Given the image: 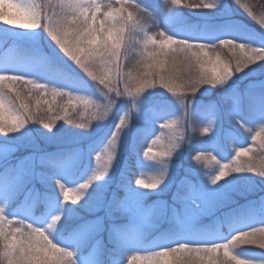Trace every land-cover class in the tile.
Instances as JSON below:
<instances>
[{
	"label": "trees",
	"instance_id": "1",
	"mask_svg": "<svg viewBox=\"0 0 264 264\" xmlns=\"http://www.w3.org/2000/svg\"><path fill=\"white\" fill-rule=\"evenodd\" d=\"M20 2L41 5L50 14H62L63 12L61 0H20ZM97 2L101 4L102 10L103 6L107 5L119 6L117 0H97ZM193 2L199 3L200 0H181L179 5L172 4L171 0H131L133 9L130 10H134L138 28L135 34L130 35V50L127 59L123 62L124 73L132 70L135 75L138 61L143 59L141 55L143 49L136 42L141 39L144 32L155 34L164 31L166 34L177 38L202 39L203 41L201 42L204 43H214L218 38L223 37H231L241 42H248L253 37L252 32L247 27L240 25L223 27L221 23H211V21L206 20L218 18L225 14L223 0H215L217 3L212 9L187 7L189 3ZM204 2L210 3L214 2V0H204ZM241 3L248 5V11L253 14L251 17L259 20L261 16H264V0H241ZM137 5L139 7H136ZM41 29L44 30L43 28ZM35 30H25L0 24V34L12 33L4 44L5 48L10 47L12 49L10 61L21 66L19 69H15L7 61L8 57L0 54V73L23 75L37 80V83L47 84L49 88L47 95H43V90H41V93L30 96L26 101L29 103L31 110L37 114L36 120L26 123L17 132L8 135L0 133V144L15 142L16 140L27 142L28 136L32 133L38 134V131L50 134L52 131L43 127V124L47 123L52 118V115L64 116L65 107L69 108L68 117L57 119L52 129H67L66 125H68L67 127H74L80 121L82 111H79L80 107L77 109L76 103L78 100L73 99V105L69 106L67 104V96L63 99L59 95L55 98L53 97L51 92L53 87L72 92L75 96L91 98L85 93L87 92L85 88L87 89L88 84L76 72L55 59L43 57L42 52L35 48L14 42L16 40H14L13 36L28 35L27 33ZM228 55L227 49H224L221 58L225 59ZM28 87L31 88V86ZM156 88L159 87L151 89ZM209 88L212 87L206 85L188 98H208L207 95L203 96V91ZM216 88L217 86L213 88L214 99L209 97L208 99H212V101L203 103L199 108L207 109V113H210L209 115L216 119L221 116L217 108V104L221 100H227V104H236L238 113L234 114L233 120L238 126L236 128L229 125L226 132L218 135L203 120V116L198 114L204 112L195 111L193 119L194 123L196 120L197 125L195 128L193 126L192 145L187 162L189 166L188 177L181 182L177 194H175L173 200L175 204L168 212V219L165 218L162 221L159 219L157 212L151 213V216L143 223L139 242H149L153 239L164 238L175 234L178 229L181 230L183 226L173 212V208L176 206H186L192 211L193 215H200V221L197 227H194L199 234L231 232L229 237L225 239L227 240L238 231L252 227H264V220L253 217L254 212L258 215L260 210L258 208L253 210L252 208V205L258 204L259 196L264 193V180L262 178L253 177V179L248 180V172H240L232 173L216 184L211 183V177L219 171V166L215 161L211 160V156H216L221 163L229 165L254 163L257 169L264 166V147H261L262 141H264V130L261 129V126L252 127L247 125V121L250 118H255L264 113V108L259 103L260 97L264 96V86L252 87L241 93H230L223 96H217L218 89ZM182 91V89H177V93ZM37 100L40 101L39 104ZM49 106H51L52 112L48 111ZM72 107L77 110L73 111ZM148 118L150 125L145 126L138 133L132 152L123 168L114 198L107 208L111 222L106 227L101 228L100 223L95 224L98 217L97 181H94L89 189L86 190L79 203L66 202L61 204L57 186V181H60L68 187L75 188L76 185L92 175L96 169L94 156L97 153L98 144L88 146L86 149L90 155L88 165L84 163L79 166L74 165L73 160L77 156L78 148L70 146L46 150L37 165L38 171L41 172V181L43 183H38L35 189H31L28 184L21 187L16 182H4L9 192L7 201L9 215L13 220L12 226L19 227L16 221L23 219L28 223L34 224V226L45 227L50 222L51 217L59 213L61 220L49 230V235L54 242L73 251L75 264H87L89 263L85 260L87 258H90L89 264H127V260L131 256L139 257L135 264H146L148 260L156 259L155 254L162 247L149 248L143 251L137 250L135 243L130 244V240L122 236L128 228L127 221L130 217L128 206L136 196L147 190L150 191V194L146 201L155 197L154 191H157V188L149 190L138 187L134 184V180L141 178L150 181L163 170V164L150 167L148 161L156 153L164 150V142L171 135L170 125L177 119L176 115L157 109L153 113L149 112ZM69 120L72 122L69 123ZM242 126L247 128L243 130ZM204 127L209 128L208 133H203ZM257 132L260 135L253 140L252 136L256 135ZM153 141L156 142L153 144ZM150 145L152 151L145 157L143 153ZM241 147L250 148L251 151L246 154L242 153L239 158L233 160L236 150ZM25 148L28 149L29 147ZM196 155H201L202 160H210L212 163L205 179V186L203 191H201L202 194H198L193 187V183L196 182V174L203 167L201 161L193 159ZM161 159L164 158L157 157L156 162L161 163ZM166 159L170 160V158ZM29 172V163H24L23 167L18 169L4 166L0 170V182L8 174L20 179L27 176ZM234 181H237L239 186H236V190L234 189L231 193L233 203H227L220 208L221 203L217 199L220 196L219 194L223 195V193L219 191L224 187L227 188L228 184ZM73 194L70 193V195ZM24 209L30 212L31 218L27 219L22 216ZM240 223H243L242 226L244 228L235 230ZM176 244L170 247H175ZM233 251L236 255L247 259H250L248 255L251 253L264 254V249L250 245L237 246ZM198 255L203 254L185 252L181 258L190 257L194 259ZM250 260L259 262L253 259Z\"/></svg>",
	"mask_w": 264,
	"mask_h": 264
},
{
	"label": "snow or ice",
	"instance_id": "2",
	"mask_svg": "<svg viewBox=\"0 0 264 264\" xmlns=\"http://www.w3.org/2000/svg\"><path fill=\"white\" fill-rule=\"evenodd\" d=\"M11 6L13 11H18L23 19L0 16V24L25 30L43 28L51 41L60 51L72 61L84 74L102 86L101 93L108 98V103L115 101L108 96L115 93L117 97L128 95L133 98L139 96L144 90L160 87L177 95V89L183 91L179 94L187 104L203 86H223L232 76L242 72L250 66L264 62V38L252 37L248 42H241L233 38H218L214 43H204L202 39L177 38L160 31L155 34L144 32L137 45L142 47V60L138 61L135 75L132 70L123 72L124 60L130 50V35L135 34L138 23L134 17L131 0H117L119 6H102L97 0H61L62 14L48 13L43 6L24 4L20 0H0ZM172 4L179 5L181 0H171ZM217 3V2H216ZM234 3L247 11L248 5L241 0ZM209 3L200 0L199 3H189L190 8L212 9ZM136 7H139L138 5ZM255 19V17H253ZM259 26L264 29V16L259 18ZM173 41H177L173 43ZM229 41L230 43H224ZM227 49L229 55L222 59L221 55ZM123 85V91L120 85ZM28 86H31L29 88ZM35 90V91H33ZM47 95L48 85L37 83V80L23 75H8L0 73V133L8 135L19 131L24 125L37 118V114L30 108L26 101L36 93ZM55 98L57 95L63 99L68 97L67 104L73 105V99L80 101L85 108H91L93 102L87 96H75L74 93L64 91L59 87L51 89ZM14 94V95H13ZM39 104L40 101L37 100ZM47 103V101H45ZM228 101L225 100V104ZM260 106L264 108V96L260 97ZM73 111L77 109L72 107ZM52 112L51 106L48 109ZM64 116L52 115L43 127L51 130L57 119H65L69 115V108H64ZM187 114V109H186ZM102 119L99 111L92 113V119ZM126 117L120 116L119 123L115 125L108 143L103 150L94 156L96 169L86 180L76 185L75 188L66 186L57 181L60 193V203L75 201L79 203L85 192L93 184L109 173L117 152V141L120 130L125 124ZM72 121L69 120V123ZM239 122V121H238ZM264 130V123L260 124ZM77 127L88 129V123H80ZM203 133H208L209 128L204 127ZM259 132L252 136L255 140ZM156 141H153V144ZM261 147H264L262 141ZM174 140H170L164 150L156 153L152 159L161 157L163 164L161 170L150 181L136 178L134 184L145 189H156L165 179L168 170L166 158L173 155ZM152 151L151 145L144 151L147 157ZM250 148H238L233 160L242 153H248ZM211 155V154H209ZM215 157L216 156H211ZM200 160L201 155L193 157ZM219 171L211 177V183L216 184L221 179L232 173L248 172L257 173L264 177V166L257 169L254 163H236L229 165L221 163L217 158ZM223 165L224 167H220ZM69 192L74 193L69 198ZM195 203V201H193ZM59 214V213H58ZM61 220V215L59 214ZM59 221L48 223L47 229L34 226L23 219L17 220L19 227H13V220L6 215L0 206V264H75L73 251L59 245L50 238L49 230ZM241 245H250L264 249V227H252L238 231L231 235L224 243L200 242L177 243L175 247H162L157 252L156 259H150L146 264H264V261L254 262L238 256L234 248ZM196 253V258L184 257L183 253ZM138 256H131L127 264H134Z\"/></svg>",
	"mask_w": 264,
	"mask_h": 264
},
{
	"label": "rangeland",
	"instance_id": "3",
	"mask_svg": "<svg viewBox=\"0 0 264 264\" xmlns=\"http://www.w3.org/2000/svg\"><path fill=\"white\" fill-rule=\"evenodd\" d=\"M225 6V14L218 18L206 19L211 23H221L223 27H230L233 25H240L250 29L253 37L264 38V29L259 26L258 19L248 16L247 11L240 8L234 3V0H223ZM232 5L234 6L232 8ZM227 9V10H226ZM12 34V33H11ZM9 33L0 34V54H4L7 61L15 69H19L21 66L10 61L11 48H5V42L7 38L11 36ZM28 35L13 36L15 43L19 45L30 46L42 52L43 57L55 59L83 78L88 84L85 92L90 96V100L93 102L91 108H85L81 105L80 101L76 103L77 109L80 107L81 112L80 121L73 127H65L67 129H51L50 134L38 131V134L32 133L28 137L27 142L22 140H16L15 142L0 144V170L4 166H9L12 169H18L23 167L24 163L30 164V172L23 178H18L12 174H8L4 180L0 182V206L3 207L6 215L10 216L7 197L9 195L7 186L4 182L12 183L16 182L21 187L28 184L31 189H35L38 183H43L41 172L38 171L37 165L46 150L57 149L62 147H75L78 148V153L73 160L75 166L80 164L88 165L90 161V155L86 151L88 146L98 144L96 152H100L104 146L108 143L113 131H115L116 123H119L120 116H125V124L120 130V134L117 141V152L115 159L109 173L97 181L96 184V195L98 198L97 202V221L95 224H99L101 228H104L111 222L110 213L107 208L114 198L118 183L123 171L125 164L132 152L138 133L150 125L149 123V112L153 113L157 110L167 111L170 114L176 115L177 119L170 125L171 135L164 145L166 148L170 140H174L176 136H180L179 141L180 147L175 149L173 155L168 161V170L164 181L157 187V191H154L155 197L148 201L147 198L150 191H145L136 196V198L128 206V212L130 217L128 218V228L126 232L122 234L125 239L130 240L137 246V250H145L155 247H170L176 243L186 242H215L224 243L223 241L229 237L231 232H211L199 234L194 228L197 227L200 221V215H193L192 211L186 206H176L173 208V212L176 218L179 219L180 224L183 226L181 230L171 235L160 239H153L149 242H139L141 236V230L143 223L146 219L151 216V213L157 212L159 219L162 221L169 217L168 212L174 206V197L177 194L179 186L183 180L188 177V156L191 150V138L193 134V126L197 125L196 120L194 123L193 117L196 112L203 116V120L210 126L211 130L216 132L218 135L223 134L228 129L229 125L233 127L238 124L233 120L234 114L238 113V107L236 104H225L224 100H221L217 104L221 116L220 118L213 119L207 113V109L199 108L203 103L212 101L209 97L214 99L213 87L203 91V96L208 98H188L191 99V104H187V98L185 100L179 96L180 93L173 96L163 88L146 89L139 96L135 98L123 95L117 97L115 93H109L115 102L113 104L108 103V98L101 93V88L97 87L96 83L91 80L86 74H84L72 61H70L51 41L45 30L41 28L36 29ZM206 86V85H205ZM264 86V62L254 64L249 68L244 69L242 72L232 76L223 86L217 85V96L226 95L230 93H241L246 89L252 87ZM204 87V86H203ZM121 91H123V85H120ZM213 92V95H212ZM89 93V94H88ZM218 101V100H217ZM199 108V109H198ZM187 109V114H186ZM207 110V111H202ZM99 111L102 114V119H92V113ZM206 112V113H205ZM80 123H88V129H81L77 127ZM264 123V113L258 115L255 118H250L247 121L248 126L258 127ZM247 127L242 126V129ZM242 130V131H243ZM100 142V144H99ZM25 147H29L28 149ZM157 159V158H156ZM156 159L152 158L148 161L150 167L161 165L157 163ZM202 162V169L196 174V182L193 183V187L198 194H202L203 187L205 186V179L209 168L212 165L210 160H197ZM200 165V164H199ZM164 167V166H163ZM257 173H248L250 180L253 177L262 178L256 176ZM239 186L237 181L228 184V187L222 188L219 192L218 202L220 201V208L224 205L232 204L233 199L231 193ZM236 190V189H235ZM217 198V196H215ZM257 205H252L253 210L259 209L260 213L257 215L254 212L253 217L264 220V193L259 196ZM24 218H31L30 212L27 209L22 211ZM11 217V216H10ZM243 223H240L235 230L244 228ZM250 259L256 261H264V254L262 253H251L248 255ZM90 263V258L85 259ZM87 263V264H89Z\"/></svg>",
	"mask_w": 264,
	"mask_h": 264
},
{
	"label": "clouds",
	"instance_id": "4",
	"mask_svg": "<svg viewBox=\"0 0 264 264\" xmlns=\"http://www.w3.org/2000/svg\"><path fill=\"white\" fill-rule=\"evenodd\" d=\"M216 4L215 0L214 2H210L208 4L209 7H211L212 5ZM0 16H4V17H10V18H16V19H23V17L21 16V14L18 11H13V9L11 8L10 5L0 2ZM177 41H173V43H176ZM224 43H230L229 41H225ZM102 115V114H101ZM99 119V117H98ZM181 137L180 136H176L174 139V148L178 149L180 147V141ZM212 161H215L218 164V161H216L215 157H211ZM220 167H224L223 165H220ZM71 192H69V198L71 199L72 195H70ZM73 203H75V201H72ZM60 216L59 214H55L51 217V220L49 223H55L57 221H59ZM47 229V225L44 227V229L42 230H46ZM135 264V262H134Z\"/></svg>",
	"mask_w": 264,
	"mask_h": 264
}]
</instances>
